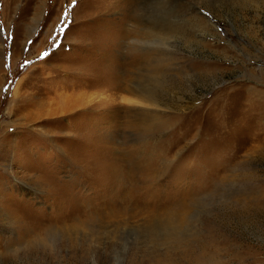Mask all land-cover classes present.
Wrapping results in <instances>:
<instances>
[{
    "label": "rangeland",
    "instance_id": "1",
    "mask_svg": "<svg viewBox=\"0 0 264 264\" xmlns=\"http://www.w3.org/2000/svg\"><path fill=\"white\" fill-rule=\"evenodd\" d=\"M0 28V264H264V0H0Z\"/></svg>",
    "mask_w": 264,
    "mask_h": 264
},
{
    "label": "snow or ice",
    "instance_id": "2",
    "mask_svg": "<svg viewBox=\"0 0 264 264\" xmlns=\"http://www.w3.org/2000/svg\"><path fill=\"white\" fill-rule=\"evenodd\" d=\"M74 3H75V0H74ZM65 28H66V27H65ZM3 31H4V29H3V28H0V32H3ZM9 39H11V37H9ZM54 44H55V42H54ZM58 46H59V45H58ZM58 46H57V47H58ZM48 55H49V53H48ZM48 55H47V56H48ZM47 56H45V57H47Z\"/></svg>",
    "mask_w": 264,
    "mask_h": 264
}]
</instances>
